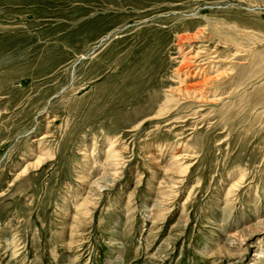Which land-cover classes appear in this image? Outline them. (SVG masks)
Returning a JSON list of instances; mask_svg holds the SVG:
<instances>
[{"label": "rangeland", "instance_id": "1", "mask_svg": "<svg viewBox=\"0 0 264 264\" xmlns=\"http://www.w3.org/2000/svg\"><path fill=\"white\" fill-rule=\"evenodd\" d=\"M0 264H264V0H0Z\"/></svg>", "mask_w": 264, "mask_h": 264}, {"label": "bare ground", "instance_id": "2", "mask_svg": "<svg viewBox=\"0 0 264 264\" xmlns=\"http://www.w3.org/2000/svg\"><path fill=\"white\" fill-rule=\"evenodd\" d=\"M201 35V34H200ZM183 38V40H185L188 44H190L191 45V48L193 49V53L194 54H192V49L190 48V51H191V53L188 55V58L187 59H184V60H181V70H185V71H181V72H183V74L185 75V77H184V79H188V78H193V77H196V76H198V75H200V73L199 72H197V71H195V72H192V68H191V65H190V60H193V61H195V62H197V60H199L200 62H201V64L202 65H207L208 63H214L213 61L214 60H211V59H214L215 57L214 56H211L210 58L211 59H209L208 61L207 60H205V59H201L200 57L203 55V51L199 48V47H194V45L195 44H197L196 43V38H197V36H196V34L194 35V36H192V37H185V36H183L182 37ZM205 38V37H204ZM206 39V38H205ZM193 40V41H192ZM180 51V50H179ZM238 51V50H237ZM249 52V51H248ZM237 54L236 55H239L240 54V52L238 51V52H236ZM231 54H233V53H231ZM230 54V55H231ZM232 56H235V55H232ZM218 57V56H217ZM239 57V56H238ZM208 58V57H207ZM219 58V57H218ZM220 61V60H219ZM222 62V61H221ZM102 68V67H101ZM196 68V67H195ZM197 69V68H196ZM218 73V72H217ZM179 73H177V75H178ZM221 74V73H220ZM220 74H216V75H214V76H210L209 78H206L203 82H202V84H204L205 86H209V84L210 83H208L210 80L211 81H214V80H217V78L219 79V76H220ZM230 72H224V73H222L221 75H222V77H225V76H230ZM210 87V86H209ZM198 98V97H197ZM196 98V99H197ZM198 100V99H197ZM181 123V122H180ZM113 148V147H112ZM112 148L110 147V148H108L107 149V151L109 152V154H111V158L112 159H116L117 158V156L115 155V154H113L112 152H113V150H112ZM117 154V153H116ZM192 154V153H191ZM190 155V154H189ZM194 155V154H193ZM191 156V155H190ZM182 157H183V163H182V165L184 164V163H186V161H187V159H189L188 158V156H181L180 158L179 157H175L177 160H181L182 159ZM111 159V160H112ZM116 162V161H115ZM113 163V162H112ZM113 165V164H112ZM187 165V164H186ZM116 166H117V164H116ZM187 167V166H186ZM111 169H113V167L111 168ZM183 169L184 170H186V168H184L183 167ZM180 173V172H179ZM117 172L116 171H114L113 173H111V174H107V172L106 173H104V175L103 176H101L100 178H99V180H96L95 182H93L92 183V187H93V195H96V194H98V193H100L101 191H104V190H102V189H107V186H108V182H110V181H112L113 182V180H114V178H116V176H117ZM241 175V174H240ZM110 176H112L113 178H109ZM118 177V176H117ZM119 178V177H118ZM241 181H242V179L241 178H239V181H238V183L237 184H234L232 187L234 188V187H238L239 185H241ZM172 185V184H171ZM171 185L169 186V190H170V187H171ZM240 187V186H239ZM96 193V194H95ZM167 196V195H166ZM86 200V202L85 203H87V202H90V198H86L85 199ZM228 202V201H227ZM228 205V204H227ZM83 207V204H80V207ZM82 214V213H81ZM81 217H82V215H81ZM74 223H77L76 222V220H74L73 221ZM258 223H261L262 224V222L260 221V222H258ZM260 224V225H261ZM241 237V236H240ZM248 238V237H247ZM229 245V244H228Z\"/></svg>", "mask_w": 264, "mask_h": 264}]
</instances>
